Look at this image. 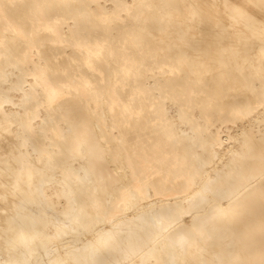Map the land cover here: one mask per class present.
I'll use <instances>...</instances> for the list:
<instances>
[{"label": "bare ground", "instance_id": "bare-ground-1", "mask_svg": "<svg viewBox=\"0 0 264 264\" xmlns=\"http://www.w3.org/2000/svg\"><path fill=\"white\" fill-rule=\"evenodd\" d=\"M0 264H264V0H0Z\"/></svg>", "mask_w": 264, "mask_h": 264}]
</instances>
